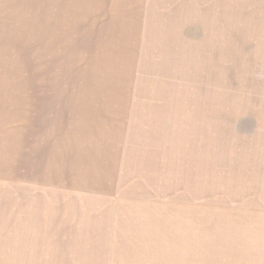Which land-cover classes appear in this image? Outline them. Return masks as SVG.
<instances>
[{
    "label": "rangeland",
    "instance_id": "1",
    "mask_svg": "<svg viewBox=\"0 0 264 264\" xmlns=\"http://www.w3.org/2000/svg\"><path fill=\"white\" fill-rule=\"evenodd\" d=\"M0 264H264V0H0Z\"/></svg>",
    "mask_w": 264,
    "mask_h": 264
}]
</instances>
